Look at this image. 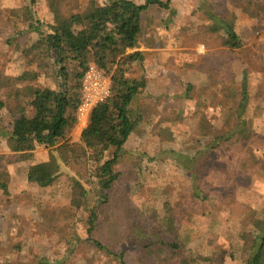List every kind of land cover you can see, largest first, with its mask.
<instances>
[{"label": "rangeland", "instance_id": "obj_1", "mask_svg": "<svg viewBox=\"0 0 264 264\" xmlns=\"http://www.w3.org/2000/svg\"><path fill=\"white\" fill-rule=\"evenodd\" d=\"M74 1L80 12L104 2ZM28 2L0 0V76L16 78L28 70L38 74L35 84L53 88L50 65L38 63L35 53L24 48L35 38L21 20ZM170 3L173 14L149 7L143 18L145 32L136 49L143 52V60L140 66L133 63L128 74L145 79L131 107L133 117L140 119L118 153L114 170L120 178L102 207L92 237L117 252L124 251L128 264H166L165 258L171 260L168 264H252L258 248L254 235L264 220V1ZM50 5L51 0H36L31 10L38 20L52 23ZM205 12L233 14L242 47L229 50L220 45L218 35L206 32ZM243 79L246 100L238 116ZM0 117L8 127L11 118L6 109ZM244 117L252 138L243 149L216 148L209 158L198 156L196 165L183 159L199 151L215 132H229L234 118ZM83 128L76 122L70 134V143L76 147L81 146ZM49 151L36 146L32 161L8 168L9 195L0 194V262L117 264L87 241V212L69 207L71 180L88 191L89 207L94 206L90 176L95 165L65 163ZM114 152L110 148L104 159H111ZM6 153V140L0 136V154ZM50 162L58 166V175L49 186L41 189L27 183L28 167ZM165 203L177 227L175 239V232L166 233ZM136 223L147 229L160 226L162 239L173 240L179 254L172 256L156 247L142 249L143 240L149 241L145 237L126 240L124 236Z\"/></svg>", "mask_w": 264, "mask_h": 264}, {"label": "trees", "instance_id": "obj_2", "mask_svg": "<svg viewBox=\"0 0 264 264\" xmlns=\"http://www.w3.org/2000/svg\"><path fill=\"white\" fill-rule=\"evenodd\" d=\"M35 3L36 0H29L21 11V20L26 29L35 34V38L28 41L24 48L35 53L38 63L50 65L53 88L35 84L38 74L28 70L16 78L0 76V116L1 111L6 109L11 118L8 127H5L0 117V136L6 140L8 149V153L0 154V194L3 197L9 195V166L25 165L32 161L36 146H44L55 159L65 163L95 165V171L90 176L96 198L94 206L89 207L91 195L88 191L79 182L71 180L69 207L82 214L87 212V241L116 259L117 264H128L124 251L117 252L102 244L92 237V233L98 225L110 191L120 178V174L114 170L118 153L140 119L139 116L133 117L131 107L144 89L145 79L131 78L128 74L132 71L133 63L139 65L143 60V52L136 50L145 32L143 18L149 7L173 14V6L170 0H144L141 4L132 0H104L101 5L80 12L74 0H51L53 21L44 23L31 10ZM205 16L209 20L205 31L213 36L218 35L222 47L229 50L242 47V41L235 31L233 14L220 16L205 12ZM162 24L165 25L163 20ZM90 64L109 78V94L105 101L90 112L88 122L80 132L81 146L76 147L70 143V134L76 125L82 79ZM238 96L236 109L239 116L246 100L244 79ZM234 122L229 132H215L199 151L191 157L185 154L183 159L196 165L199 164L198 156L202 160L209 158L216 148L227 150L233 146V149H243L251 140L252 131L245 117L241 120L234 118ZM110 148H115L113 157L105 160V153ZM57 175L58 166L53 162L30 166L25 170L27 183L41 189L49 186ZM165 210L168 213L166 233L175 232V239L177 227L169 204L165 203ZM261 223L262 227L254 235L258 248L252 264H264V220ZM168 227L172 228L168 230ZM157 228L147 229L136 223L124 238L136 242L145 237L149 241L146 243L143 240L142 249L153 251L156 247L158 251L178 255V245L173 240L164 241L160 231L162 228ZM163 261L166 264L171 262L167 258Z\"/></svg>", "mask_w": 264, "mask_h": 264}, {"label": "built area", "instance_id": "obj_3", "mask_svg": "<svg viewBox=\"0 0 264 264\" xmlns=\"http://www.w3.org/2000/svg\"><path fill=\"white\" fill-rule=\"evenodd\" d=\"M110 81L104 73L90 64L81 83L80 103L76 110V122L85 127L92 109L105 101L109 94Z\"/></svg>", "mask_w": 264, "mask_h": 264}]
</instances>
